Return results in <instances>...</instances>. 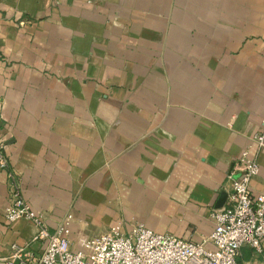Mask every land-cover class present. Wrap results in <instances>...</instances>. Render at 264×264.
Masks as SVG:
<instances>
[{
	"label": "crops",
	"instance_id": "0c3cea01",
	"mask_svg": "<svg viewBox=\"0 0 264 264\" xmlns=\"http://www.w3.org/2000/svg\"><path fill=\"white\" fill-rule=\"evenodd\" d=\"M262 120L264 0H0V137L23 198L50 232L68 218L73 249L136 224L211 248L246 148L264 195ZM7 203L0 169L3 257L36 232L6 223Z\"/></svg>",
	"mask_w": 264,
	"mask_h": 264
},
{
	"label": "built area",
	"instance_id": "2783aa9c",
	"mask_svg": "<svg viewBox=\"0 0 264 264\" xmlns=\"http://www.w3.org/2000/svg\"><path fill=\"white\" fill-rule=\"evenodd\" d=\"M260 125L261 130L250 139L257 151L264 146V120ZM5 147L0 137V169L8 177V203L3 217L8 224L28 221L36 232L27 244H12L10 255L0 256V264H236L243 247L251 250L252 259L243 264H264V195L250 192L249 184L258 175V165L247 148L233 164L235 176H228L229 191L223 206L210 214L212 231L207 242L211 248H206V241L196 244L136 224L125 234L111 230L73 249L68 218L50 232L43 215L25 201ZM32 243L41 245L38 256L29 251Z\"/></svg>",
	"mask_w": 264,
	"mask_h": 264
},
{
	"label": "water",
	"instance_id": "95a60500",
	"mask_svg": "<svg viewBox=\"0 0 264 264\" xmlns=\"http://www.w3.org/2000/svg\"><path fill=\"white\" fill-rule=\"evenodd\" d=\"M225 198H226V193L225 192H220L215 207L216 208H220L223 205V203L225 201Z\"/></svg>",
	"mask_w": 264,
	"mask_h": 264
}]
</instances>
